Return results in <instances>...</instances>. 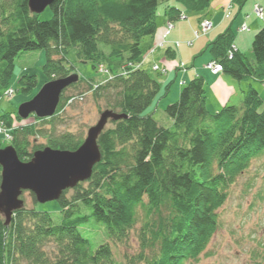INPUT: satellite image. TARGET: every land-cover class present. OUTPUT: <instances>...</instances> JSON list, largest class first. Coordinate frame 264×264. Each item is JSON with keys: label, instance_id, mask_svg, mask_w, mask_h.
I'll return each instance as SVG.
<instances>
[{"label": "trees", "instance_id": "1", "mask_svg": "<svg viewBox=\"0 0 264 264\" xmlns=\"http://www.w3.org/2000/svg\"><path fill=\"white\" fill-rule=\"evenodd\" d=\"M174 1L181 9L166 10L171 23L185 11L206 10L212 0ZM158 3L55 0L48 8L50 19L41 21L30 13L27 0H0V97L9 87L15 59L24 52H45L43 84L73 75V68L64 64L71 48L93 69L107 57L125 59L127 66L125 74L114 72L94 90V98L105 101V110L126 119L109 121L98 137L101 159L91 178L62 193L58 224L50 213L25 206L14 212L7 226L0 217V264H112L109 245L101 243L93 249L80 230L92 220L104 227L109 240L124 244L137 225L138 208L145 215L139 230L143 264L196 261L216 232V212L228 188L264 152V103L249 84L241 106L224 105L210 113L205 82L196 76L182 86L178 100L164 109L172 121L170 128L144 116L159 83L147 68H133L143 56L141 43L156 32ZM234 40L231 29L218 35L206 47L211 60L222 67L221 74L238 83H263L264 27L253 36L251 59L235 48ZM173 55L165 52L166 58ZM18 84L25 94L43 85L37 87L36 77L27 75ZM91 84L92 80L79 78L66 88L50 118L29 116L22 121L17 114L0 115V124L10 136L5 146L0 139V150L11 146L22 162L45 147L76 151L83 139L56 129L71 98L65 92L81 85L91 89ZM35 138L45 139L46 144L32 145Z\"/></svg>", "mask_w": 264, "mask_h": 264}, {"label": "rangeland", "instance_id": "2", "mask_svg": "<svg viewBox=\"0 0 264 264\" xmlns=\"http://www.w3.org/2000/svg\"><path fill=\"white\" fill-rule=\"evenodd\" d=\"M169 2L175 1L159 0L156 11V19L164 18V14L166 15L167 12L166 10L168 8H172L169 6ZM212 2L213 0L211 3ZM234 5L237 12L239 6L237 4ZM254 5L261 7L259 1H257ZM254 5L252 9L254 18L255 20L258 19L261 21L264 17V13L262 12V17H258V15L254 13ZM212 9V5H209L206 10L199 13L185 11L182 19L174 20L172 23L168 21L167 23H171L174 26L180 25L183 22L185 24H189L191 22L190 18H193L196 15H198L197 18L206 16L211 20L212 13L210 11ZM228 9L229 8L226 10L225 16H229ZM37 16L39 20L46 21L50 19L51 12L47 8ZM241 16L244 19V14H241ZM233 18L234 15L232 20ZM204 21H201L200 25ZM207 22L210 23L209 21ZM167 23L165 25V32ZM242 25L240 26L241 32L246 31V26ZM234 28H232V30ZM228 29L230 28L227 27L224 31ZM235 29L233 31L231 30L234 37L236 36ZM209 30H207L204 34L200 33V30L196 31L193 33V38H190L189 40H187L188 38H183V36L168 38V42H170V44L173 46L176 45L175 47L177 48L180 46V49L178 50L181 52L180 58L177 56L175 58L173 57L159 60L161 65L157 63L149 64L152 72L151 76L159 83V91L151 105L144 110L143 115H150L153 120L163 128H170L172 125V121L167 117L164 109L178 100L180 92L177 97H175V91L179 89L178 82L183 79V71L181 68L183 67L184 72H189L194 70L197 67V64L200 63V59H194L188 51L189 48L193 46L192 43L196 40L195 33L199 32L198 38H200L203 37ZM243 34V36H246L247 33ZM165 38L163 39L162 37L161 41L157 45L151 47L146 55L144 53L145 48L148 45L146 41L148 40L149 42V40L153 38L145 39L141 43L143 56L141 60L136 63L133 69L136 70L138 68H142L147 57L154 56L156 51L161 48L160 43L164 44V41L166 40ZM76 52L75 48L69 49L65 55L64 64L66 67L73 68L74 73L72 74L77 75L78 79L92 80V84L90 85L91 89H88L86 85H81L77 89H68L65 92V97L67 96L71 98L60 113L61 125L57 127L56 131L58 133L69 132L76 136H80L84 140L87 130L96 124L100 113L105 110V101L103 99L94 98V90H96L99 85L110 80L114 74H125V67L127 66L125 59L107 57L108 51L104 49L107 57L105 58L104 64L98 65L95 69H93L89 62H81L77 58ZM246 56L251 59V54ZM45 60L46 55L44 51L24 52L17 56L14 61V70L9 81V87L0 97V115L4 113H11L13 115L17 114L20 104L26 102L27 99L30 97L32 98V95L38 92L35 88L33 92L28 94L23 93L18 84V80L24 75L35 76L37 87H40L45 81V75L42 70ZM212 62V60L208 62L204 68L208 70L209 65ZM180 63L182 64V67ZM156 67L159 70H156ZM165 68L167 70L166 73L164 72ZM208 71L211 72L210 69ZM175 72L179 74L175 76ZM169 74L171 75L170 81L161 86L162 81L165 80L166 76ZM188 81H190V79ZM184 84V82L179 83L181 87ZM261 84H264V82L254 83L252 84V87L258 93L262 92L264 95V85ZM241 85L243 86V83ZM245 90L246 88L243 91ZM80 93L83 95L79 96ZM240 94V100H236V102L231 105H242L244 96L243 93ZM262 101L264 103L263 97ZM29 122H33L32 119H30ZM47 127L48 126H44V129ZM107 127H109L108 123L105 128ZM4 132L3 126L1 127L0 124V139L5 146L9 144L10 136L8 138V135ZM31 143L32 145L44 146L46 144V140L43 138H35V140L31 139ZM70 195L71 192L68 193V196ZM21 200L26 208L30 209L33 207L36 211L48 212L55 224L60 222L61 208L58 201H52L45 204L37 203L34 205L31 194L28 192H24L22 194ZM216 215L218 222L217 230L209 240L203 253L196 261L188 260L184 261L183 264H264V152L258 157L252 159L249 167L240 176H238L235 182L228 188L226 200L221 208L217 210ZM144 216L143 210L138 208L136 211L137 225L130 232L128 241L124 244L114 243L109 240L104 232V227L96 225L92 220L84 228H82L80 232L83 238L90 242L93 249L101 243H107L112 252V264H143L139 258V255L141 254L139 230L144 221ZM0 217L4 219L3 216L0 215ZM46 250H51V246L47 247ZM148 254L149 253L146 252L144 256L146 257Z\"/></svg>", "mask_w": 264, "mask_h": 264}, {"label": "water", "instance_id": "3", "mask_svg": "<svg viewBox=\"0 0 264 264\" xmlns=\"http://www.w3.org/2000/svg\"><path fill=\"white\" fill-rule=\"evenodd\" d=\"M55 0H27L30 13L39 15ZM78 81L77 75L49 81L28 101L20 104L17 116L26 120L54 115L62 92ZM126 119L125 115L109 110L100 113L96 124L87 130L80 147L74 151H61L45 147L33 153L27 162L19 160L9 146L0 150V215L5 225L10 223L14 212L24 208L21 196L24 192L35 197L38 204L58 201L62 193L75 188L91 178L93 167L99 163L101 154L97 139L109 121Z\"/></svg>", "mask_w": 264, "mask_h": 264}, {"label": "crops", "instance_id": "4", "mask_svg": "<svg viewBox=\"0 0 264 264\" xmlns=\"http://www.w3.org/2000/svg\"><path fill=\"white\" fill-rule=\"evenodd\" d=\"M259 1L261 8L263 9L264 13V0H213V2L210 4L212 5L213 9L210 11L212 13L211 20L208 19V17H200L197 18L198 15H196L191 19V22L189 24H185L184 22L180 25L174 26L173 29L168 32L166 36V40L163 44V46L158 49L154 56L147 57L146 62L144 63L143 67L150 70V65L152 63H159V60L165 59V52L167 50H170L174 55L173 57H179L181 52L178 50L180 49V46L177 48L170 44L168 42V38L170 37H176V36H183V38H193V33L200 30V23L201 21H209L211 23L210 30L203 36L198 39H196L192 43V47L189 48L190 54L193 56L194 59H200V63L197 64V67L189 72H182L183 79L182 81L178 82L179 89L175 91V97H177L178 93L181 90V86L179 85L180 82H189L188 80L200 76L203 78L205 82V88H206V109L210 113L218 112L224 105H231L236 100H240V93H243V90L247 88L249 84H254L257 82H254L252 80H247L243 82H236L235 80L231 79L230 77L224 75V74H213L209 72L207 69L204 68V66L211 61V56L205 49L207 45L212 42L218 35L222 34L224 30L229 27L231 30L235 26V40H234V46L235 48L245 54H250V42L253 39V36L258 32L261 28L264 27V17L260 20H255L254 14H253V5ZM244 2V3H243ZM237 4L239 6L238 11L236 12L235 5ZM170 7H176L181 9V7L175 3V2H169ZM229 8V16H225L226 10ZM209 12V13H210ZM236 12V13H235ZM208 13V12H207ZM241 14H244V19L242 18ZM234 15V18L232 20V17ZM203 16V15H202ZM193 19V20H192ZM169 21V18L164 14V18H158L156 19V32L153 39L146 41L148 43L147 47L145 48V55L147 54L148 50L153 47L154 45H157L161 39L163 34L165 33V25ZM246 26V31L241 32L240 26L241 25ZM242 25V26H243ZM233 29V30H234ZM232 30V31H233ZM243 33H247L246 36H243ZM185 73V74H184ZM175 76H177L179 73H174ZM171 78V75H167L165 80L162 81L161 86L165 85L166 82H169ZM243 83V86L241 85ZM264 85V84H261ZM169 92V91H168ZM261 99L264 98L263 93H259ZM174 98V94H173Z\"/></svg>", "mask_w": 264, "mask_h": 264}, {"label": "built area", "instance_id": "5", "mask_svg": "<svg viewBox=\"0 0 264 264\" xmlns=\"http://www.w3.org/2000/svg\"><path fill=\"white\" fill-rule=\"evenodd\" d=\"M254 13H256V15H258V17H262V15H263V9L260 7V6H255L254 5ZM183 13L180 15V19H182L183 18ZM210 27H211V24L210 23H208L207 21H204L201 25H200V33H205L207 30H209L210 29ZM173 29V25L171 24V23H167V26H166V32H165V34L162 36L163 37V39L166 37V35L168 34V32L169 31H171ZM199 32H197V33H195V38L197 39L199 36V34H198ZM161 44V47H162V43H160ZM181 67H182V65H181ZM156 70H159L157 67L155 68ZM181 69H183V67L181 68ZM209 69H210V71L213 73V74H218V73H221L222 72V67L218 64V63H216V62H212L210 65H209ZM208 69V70H209ZM166 68L164 69V72L166 73ZM2 127V126H1ZM4 129V128H3ZM4 131H5V129H4ZM4 133H6L7 135H8V133L5 131ZM8 138H9V135H8Z\"/></svg>", "mask_w": 264, "mask_h": 264}]
</instances>
